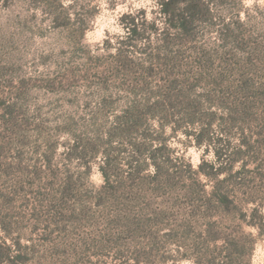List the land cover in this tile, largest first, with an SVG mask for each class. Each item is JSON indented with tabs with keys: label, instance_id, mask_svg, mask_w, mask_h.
Instances as JSON below:
<instances>
[{
	"label": "rangeland",
	"instance_id": "obj_1",
	"mask_svg": "<svg viewBox=\"0 0 264 264\" xmlns=\"http://www.w3.org/2000/svg\"><path fill=\"white\" fill-rule=\"evenodd\" d=\"M204 1L164 16L155 0H0V223L18 264H196L164 232L122 228L100 168L150 177L157 162L189 182L203 161L222 179L248 162L240 150L264 159V0ZM135 100L163 109L126 112ZM134 156L152 163L133 171ZM179 194L186 211L202 197ZM244 230L253 252L230 264H264V231Z\"/></svg>",
	"mask_w": 264,
	"mask_h": 264
},
{
	"label": "trees",
	"instance_id": "obj_2",
	"mask_svg": "<svg viewBox=\"0 0 264 264\" xmlns=\"http://www.w3.org/2000/svg\"><path fill=\"white\" fill-rule=\"evenodd\" d=\"M155 1L161 6L164 16L170 14L169 6L174 0ZM193 1L196 4L205 2ZM127 29L130 31L128 24ZM246 74L244 71L240 73L242 79L235 88L236 94L248 93L252 87V81L246 78ZM143 90L133 88L131 91L137 96ZM159 109H163L160 103L149 105L135 100L125 111L143 115ZM119 131L124 133L122 128ZM147 147L146 143L136 144V154L141 156ZM226 151L217 150L218 157L226 155ZM236 153H246L250 158L234 174L222 179L215 177V174L206 172L203 161L199 164V172L205 179L189 182L179 176L162 174L157 162H153L156 173L150 177L132 175L129 179H113L108 169L112 159L106 157L100 168L104 177L102 201L118 211V224L134 235L132 237L139 233L155 237L164 232L184 251V256L188 257V249L193 247L196 264H230L236 247L248 245L250 255L253 252L255 240L251 232L244 230L245 226L264 231V159L255 149L247 148ZM139 163L134 156L129 165L133 171H138L152 162ZM210 169L223 171L224 168H216L212 163ZM208 186L210 190H207ZM183 190L202 194L192 203L189 201V211H186L183 197L179 194ZM0 231V264L20 263L25 259L21 250L17 249L18 252L12 254L13 248L20 245L9 243L8 226L0 223ZM249 264H252L250 260Z\"/></svg>",
	"mask_w": 264,
	"mask_h": 264
}]
</instances>
